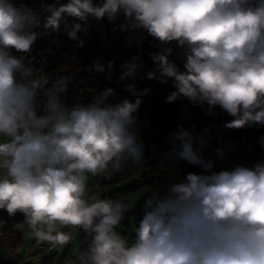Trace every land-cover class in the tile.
Segmentation results:
<instances>
[{"label":"clouds","instance_id":"1","mask_svg":"<svg viewBox=\"0 0 264 264\" xmlns=\"http://www.w3.org/2000/svg\"><path fill=\"white\" fill-rule=\"evenodd\" d=\"M42 7L48 15L41 22L27 0H0V210L23 213L41 241L68 240L62 232L51 234L57 223L90 230L81 264H264V159L217 169L202 152L206 142L181 127L169 137L168 155L199 171L152 191L129 241L115 230L127 205L111 199L89 204L83 196L86 174L110 164L119 171L129 160L140 166L145 159L134 116L150 91L134 82L141 57L120 65L119 80H133L126 91L134 101L109 102L115 90L106 88L90 102L69 105L68 75H49L17 55L32 52L41 26L51 34L63 24L77 40L89 17L113 22L122 14L132 29L187 49L183 70L169 60L171 47L149 54L157 68L147 79L172 81L166 103L207 104L206 114L219 107L232 117L226 129L264 127V0H67ZM113 68L114 61L95 60L89 71ZM258 143L264 150V136ZM216 155L224 153L217 149Z\"/></svg>","mask_w":264,"mask_h":264},{"label":"built area","instance_id":"2","mask_svg":"<svg viewBox=\"0 0 264 264\" xmlns=\"http://www.w3.org/2000/svg\"><path fill=\"white\" fill-rule=\"evenodd\" d=\"M27 2L39 13L42 22L44 17L48 15L42 5L66 3L67 0H27ZM94 3L100 4L102 0H94ZM71 22V18H69L68 24L70 25ZM130 24L131 22L125 20L122 14L113 22H109L106 18L97 21L89 17L87 24H84V27L88 29L87 32L81 31L78 33L77 40L68 38L63 24L58 33L51 34H45V30L41 26L39 29H36L39 35L36 43L33 45L32 52L17 55L29 57L30 59L25 60L26 64L31 63L38 69L42 68L49 75H68L71 83L69 84V91L65 95V99L69 105L76 102H90L100 91L106 88H113L115 90V95L109 98V102L122 101L125 98L134 101L137 97L126 91L125 86L114 80L116 74L121 72L120 65L125 61H131L134 55H141L150 45H162L165 47L168 45L155 41L140 29H132ZM121 26L124 27L122 28ZM80 40L84 42L82 47L79 44ZM172 49L173 51L169 58L175 62L183 63L187 49L179 48L176 44ZM95 60H99L103 65H107L108 61H114V68L111 72L107 69L104 73L90 72L89 69L92 68L93 61ZM180 69L183 70V64ZM136 88L138 90L147 88L150 91L140 97L142 104L138 112L134 113L136 117L135 130L149 118L155 98L151 90L152 88L138 86ZM173 90L171 81L165 88L164 101L166 96ZM183 99L180 98L167 104L172 106L174 110L180 111L182 118H191L193 116L191 105H184ZM205 105L200 106L204 110L205 126L211 133L215 143L219 147L224 148L230 141L231 129H226L223 126L227 120L219 107L213 109L211 114H206L208 113V106ZM180 128L181 126L174 125L162 140L145 144V159L140 166L157 171L169 169L170 163L174 159L173 156L168 155L170 149L173 147L169 137L173 133L179 132ZM261 136H264V127L259 126L258 136L254 142L253 149L242 153L237 159L236 165L251 166L258 160L264 159V150L260 148L258 143ZM127 164L133 165L131 160ZM124 168V165H122L121 169L123 170ZM167 188L168 185L165 184L159 189L166 191ZM81 231L86 236L91 234L90 230H85L82 227ZM15 250H18V248H15Z\"/></svg>","mask_w":264,"mask_h":264},{"label":"trees","instance_id":"3","mask_svg":"<svg viewBox=\"0 0 264 264\" xmlns=\"http://www.w3.org/2000/svg\"><path fill=\"white\" fill-rule=\"evenodd\" d=\"M175 44L176 42H172L167 47L173 48ZM164 48L165 46L162 45H150L141 55H139L141 57L139 63L142 64L143 67L138 71L137 76L135 77V85L138 87L152 88L151 90L155 97L149 118L144 123L140 124L135 130L139 138L144 141V144L155 143L165 138L174 125H179L191 133L198 141L206 142V146L202 149V152L206 157L215 161L217 169L232 168L236 166L237 159L242 155V153L249 151L250 145L252 146L251 150L253 149L254 142L258 136L259 125L250 128L245 127L239 130L231 129L230 141L226 147L222 148L215 143L209 130L205 131V129L208 128L205 126L204 110L200 108V105H194L192 102L184 98L183 104L191 105L193 116L187 119L182 118L180 111L174 110L172 106L164 101L165 88L171 80L167 83H160L158 79H147L146 74L149 71H156L157 68L149 54L160 52ZM169 60L175 62L171 58H169ZM175 63L179 67L183 64L178 62ZM120 74L121 72L116 74L114 77L115 82L125 87L128 84L133 83L131 78L125 81H120ZM157 75H159V73H157ZM222 114L227 121L232 119V117H230L226 112L222 111ZM217 149H220L224 153L223 158L216 155ZM123 165L125 168L121 173H116L113 178L108 180H101L100 183L103 188L115 186V188L110 190L106 196H103V199H111L113 201H119L120 199L138 191H142L143 189L147 190L146 194L133 205H131L129 201L121 202L128 206V211L125 213L124 219L121 221V223L126 226L127 230H119L117 226L115 230L117 233L126 236V239L131 241L134 239L133 228L136 226L142 215L144 200L147 196L151 195L152 191L159 189L162 185L166 184L170 186L172 183L179 182L183 179L184 172L199 171V169L184 162L177 163L175 158L170 163L169 169L165 171H157L149 169L148 167L129 165L127 163ZM135 175H139V182H130L127 185H122L121 187L116 188V186ZM0 216L7 227L15 226L27 220L25 215L21 212H17L10 216L7 212L0 210ZM77 228L78 244L73 257V262L81 264L80 257L89 249L92 243L93 233L86 236L82 233L81 227L77 226ZM21 240L22 236L18 232L14 238L7 242V244L11 245V247H17L21 243ZM0 264L15 263L9 258L0 256ZM38 264H63V259H59L58 262H54L51 255H48Z\"/></svg>","mask_w":264,"mask_h":264},{"label":"rangeland","instance_id":"4","mask_svg":"<svg viewBox=\"0 0 264 264\" xmlns=\"http://www.w3.org/2000/svg\"><path fill=\"white\" fill-rule=\"evenodd\" d=\"M121 172L122 169L115 171L112 166L109 165L105 172L99 173L95 176L91 173L86 174L88 179L83 199L89 204L94 202L95 199H103V196H106V194L115 188V186L103 188L100 181L113 178L116 173ZM139 181V175H135L116 186V188L121 187L122 185H127L130 182ZM146 192L147 190L143 189L142 191H138L120 199L118 202L129 201L130 204L133 205L141 199ZM38 227L45 232L49 230L47 225H40ZM117 227L119 230H127L126 226L122 223L117 225ZM0 231V256L11 259L15 264H38L48 255H51L54 262H58L59 259H63V264H76L73 262V257L78 244L77 226L60 225L59 223L54 226L51 232L52 235H55L57 232H62L68 237V240L64 244H55L50 241H41L37 239L33 235L32 232L34 230L30 227L27 220L16 226L7 227L0 216ZM18 232L22 236L21 243L17 247H11V245L7 244V242L14 238ZM124 238H126V236H124ZM15 248H18V250H15Z\"/></svg>","mask_w":264,"mask_h":264},{"label":"crops","instance_id":"5","mask_svg":"<svg viewBox=\"0 0 264 264\" xmlns=\"http://www.w3.org/2000/svg\"><path fill=\"white\" fill-rule=\"evenodd\" d=\"M21 223H23V222H21ZM18 225V224H17ZM16 226V225H15ZM32 233H34V231L32 232ZM34 235V234H33Z\"/></svg>","mask_w":264,"mask_h":264}]
</instances>
